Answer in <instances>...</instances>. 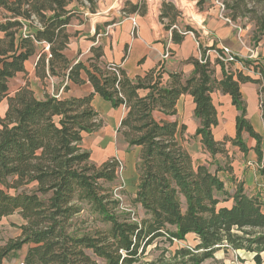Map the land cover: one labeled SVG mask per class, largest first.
I'll return each instance as SVG.
<instances>
[{
    "label": "trees",
    "instance_id": "16d2710c",
    "mask_svg": "<svg viewBox=\"0 0 264 264\" xmlns=\"http://www.w3.org/2000/svg\"><path fill=\"white\" fill-rule=\"evenodd\" d=\"M86 1L94 11L97 0H0V103H7L0 117V219L18 212L26 220L20 239L0 246V264H6L7 256L25 244H29L25 264H138L157 240L172 243L188 234H195L198 242L194 248L175 251L174 258L181 264H202L221 248L251 251L256 264H263L262 200L247 194L242 183L230 193L206 166H195L177 139V123L158 121L153 112L173 115L181 94H191L195 114L201 120L196 134L212 154L225 152L228 139L218 142L213 136L218 119L211 93L218 87L231 95L239 111L237 134L229 140L246 151L241 133L247 131L257 139L261 155L260 137L245 118L240 86L256 82L261 86L259 92L264 93V67L247 61L259 70L261 78L239 72L234 79L225 72L217 82L210 62L195 59L190 77L173 73L171 81L163 85L161 70L131 78L117 64L105 63L100 47L91 49L93 55L87 61L74 63L64 53L69 41L67 25L76 7L85 6ZM225 1L227 17L239 19L243 5L256 25L255 37L264 35V0H255L252 7L247 6V0ZM72 3L77 5L69 8ZM127 4L129 7L123 8L126 13L142 14L147 9L144 2ZM179 13L172 1H163L160 17L170 18L168 27ZM171 29L172 39L180 42L182 34ZM186 30L192 28L187 26ZM35 54V73L42 80L57 75L82 84L85 73L94 93L114 107H126L119 132L130 146L141 147L134 199L144 216L114 211L119 200L100 183L116 179L121 160L113 157L97 166L90 162V152L80 147L83 134L100 125L91 105L93 93L39 99L28 83L10 93V79L27 73L26 62ZM141 89L149 92L141 96ZM230 198V207L220 205ZM86 207L108 227L79 234L74 218ZM151 264L173 263L161 256Z\"/></svg>",
    "mask_w": 264,
    "mask_h": 264
},
{
    "label": "crops",
    "instance_id": "0c3cea01",
    "mask_svg": "<svg viewBox=\"0 0 264 264\" xmlns=\"http://www.w3.org/2000/svg\"><path fill=\"white\" fill-rule=\"evenodd\" d=\"M96 4L97 8L93 12L87 4L76 7L74 16L67 25L69 41L64 53L74 63L87 61L93 55L91 49L100 47L102 60L108 64H117L131 78L145 77L148 72L161 70L160 80L163 85L171 81L170 74L173 73H180L183 78L190 77L195 70V59L210 62L213 78L217 82L224 78L225 72L232 74L234 79H237L239 72L257 78L251 68L253 64L247 65V61L264 67V35L255 37L256 25L253 21L240 18L231 22L227 20L220 0H206L202 6L199 4L197 7L193 1L183 0L182 19L185 26L188 25L192 30L178 26L179 17L171 28L175 25L177 32L182 34L180 42L172 39V29L168 27L170 23L167 18L161 19L162 4L159 0L154 7L150 3L147 4V9L142 14L126 13L122 7L105 0H98ZM75 5L77 4L72 3L69 8ZM222 47L229 48L237 56V62H224L212 52L213 49ZM37 59L38 54L30 57L26 62L27 73H18L10 79V93L13 94L26 83L39 99L45 98L46 95L65 99L93 93L91 105L100 125L95 131L83 134L80 147L90 152V161L96 165L113 157L118 158L124 167L125 180L138 183L137 164L141 147L130 146L119 132L126 107H114L110 101L94 93V87L85 73H82L85 79L82 84H75L57 75L42 80L35 73ZM42 83L46 84V91L41 93ZM67 84L68 89H64ZM259 90L260 85L252 81L240 86L246 104L245 118L260 137L261 155L256 149L257 139L247 131L241 133V138L247 146L246 151H242L229 140L237 134L239 111L233 104L231 95L218 87L211 93L218 119V124L213 128V136L218 142L228 139L224 145L225 152L212 154L205 148L201 135L196 134L201 120L195 114L196 103L191 94H181L173 115H165L155 110L153 116L158 121L170 120L177 123V139L189 153L195 166H206L224 182L230 193L242 183L247 194L258 196L264 203V107L260 104ZM148 92L149 89L139 91L141 96ZM2 104L6 106V111V100H3L0 106ZM3 116L0 114V117ZM232 204L233 200L230 198L220 205L230 207ZM27 250L23 253L21 261Z\"/></svg>",
    "mask_w": 264,
    "mask_h": 264
},
{
    "label": "rangeland",
    "instance_id": "374dc122",
    "mask_svg": "<svg viewBox=\"0 0 264 264\" xmlns=\"http://www.w3.org/2000/svg\"><path fill=\"white\" fill-rule=\"evenodd\" d=\"M98 1V0H97ZM96 1V3H97ZM109 1L115 6H120L123 8H128V2L136 1L137 3H146L152 4L153 0H105ZM164 0H159V2H163ZM172 1V0H166ZM193 1L195 7L199 4L200 6L206 0H190ZM232 4L231 0H227ZM87 2V1H86ZM173 2V1H172ZM223 5H226L225 0H220ZM174 3V2H173ZM189 2H186V4ZM248 7L254 6L255 0H247ZM175 4V3H174ZM87 6L90 7V4L87 2ZM97 8V4L95 5V9ZM94 9V10H95ZM229 9V8H228ZM91 10V9H90ZM230 10V9H229ZM92 11V10H91ZM93 12V11H92ZM179 15L176 20L180 17L177 22V25L180 27L185 26V22L182 18H184L183 10H179ZM231 12V11H230ZM226 13V10H225ZM244 13V14H242ZM240 19L251 20V15L248 12H245V7H241L240 10ZM170 23V18H167ZM189 27V26H188ZM43 87H40L41 93L46 91V84L42 83ZM5 105L0 106V114L4 115ZM91 162V161H90ZM92 163V162H91ZM101 165V164H100ZM99 166V165H97ZM124 167L123 164L118 169V175L116 179L112 182L100 180V183L108 189V193L113 194L116 200H119V204L114 208V211L117 213H129L132 217H142L144 216V210L140 206V204L135 202V194L137 190L138 183L136 181L127 182L124 178ZM26 223V220L21 216L20 213L16 212L14 214L4 216L0 219V246L3 247L7 243L11 241H16L20 239L22 235V225ZM74 227L77 229L79 234L83 232H89L96 227L107 228L108 224H105L100 220V217L96 213H92L86 207L78 216L74 218ZM197 239L195 234H188L184 239H175L172 243L166 241L165 239H159L150 245L143 257L140 259L138 264H151L152 262L157 261L161 256L165 257L167 260L172 262L173 264H181L179 260L174 258L175 251L181 247H190L194 248L197 244ZM29 247V244L23 245V247L19 250L11 252L9 256L5 259L6 264H20L22 260V255ZM264 258V252L262 253ZM157 263V262H156ZM202 264H256L254 260V253L245 249H233V248H221L217 250L213 256L207 260H205ZM264 264V261H263Z\"/></svg>",
    "mask_w": 264,
    "mask_h": 264
},
{
    "label": "built area",
    "instance_id": "2783aa9c",
    "mask_svg": "<svg viewBox=\"0 0 264 264\" xmlns=\"http://www.w3.org/2000/svg\"><path fill=\"white\" fill-rule=\"evenodd\" d=\"M222 7L224 9V5L222 4ZM227 20H229L230 22L232 21L229 17H227ZM133 23L136 25V22L135 20L133 19ZM172 28H176V26L174 25ZM186 33L188 31H181V33ZM46 49H48L46 47ZM212 52H214L216 54V56L224 61V62H237V56L227 47H222V48H218V49H213ZM251 68H253L251 66ZM254 70V73L255 75L258 77V78H261V73L259 72V70ZM261 88V86H260ZM264 103V93L260 91V104L262 106V104ZM20 264H25L24 261H21Z\"/></svg>",
    "mask_w": 264,
    "mask_h": 264
},
{
    "label": "water",
    "instance_id": "95a60500",
    "mask_svg": "<svg viewBox=\"0 0 264 264\" xmlns=\"http://www.w3.org/2000/svg\"><path fill=\"white\" fill-rule=\"evenodd\" d=\"M154 2H152L151 6L154 7L157 3V0H153ZM175 2V6H177L178 10H183V0H174ZM120 7V6H119Z\"/></svg>",
    "mask_w": 264,
    "mask_h": 264
}]
</instances>
